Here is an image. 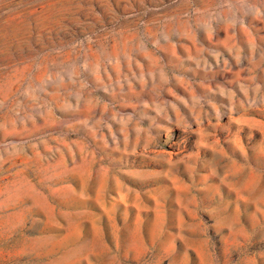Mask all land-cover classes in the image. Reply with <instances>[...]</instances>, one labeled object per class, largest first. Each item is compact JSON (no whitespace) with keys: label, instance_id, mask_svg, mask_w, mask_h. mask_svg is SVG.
I'll list each match as a JSON object with an SVG mask.
<instances>
[{"label":"rangeland","instance_id":"1","mask_svg":"<svg viewBox=\"0 0 264 264\" xmlns=\"http://www.w3.org/2000/svg\"><path fill=\"white\" fill-rule=\"evenodd\" d=\"M0 264H264V0H0Z\"/></svg>","mask_w":264,"mask_h":264}]
</instances>
